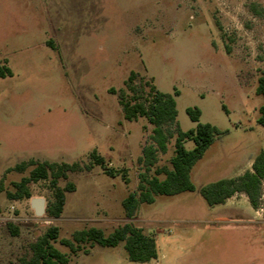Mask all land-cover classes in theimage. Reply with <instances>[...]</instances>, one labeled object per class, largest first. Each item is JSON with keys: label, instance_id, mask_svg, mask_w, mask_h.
Here are the masks:
<instances>
[{"label": "rangeland", "instance_id": "374dc122", "mask_svg": "<svg viewBox=\"0 0 264 264\" xmlns=\"http://www.w3.org/2000/svg\"><path fill=\"white\" fill-rule=\"evenodd\" d=\"M254 1L264 4L0 0V264L16 263L49 224L59 227V239L88 226L109 233L127 221L155 237L156 258L132 261L123 242L94 243L85 245L87 253L69 254L67 264H264V190L255 208L243 192L209 205L198 191L243 173L264 149V125L257 122L263 98L255 93L264 70V20L249 9ZM130 71L143 93L144 82L178 91L182 130L196 125L187 113L196 106L199 122L223 131L190 169L195 190L157 194L153 202L140 203L132 218L121 201L145 170L138 156L153 126L145 116L123 117L117 91ZM184 146L191 149L194 142ZM173 149L174 136L165 152L158 151L156 165L169 164ZM93 151L128 182L122 172L111 176L93 163ZM31 158L82 166L59 180L60 186L67 180L75 185L65 193L59 217L37 215L31 205L33 197H43L45 206L53 199L48 179L30 182L29 198L5 193L32 165L23 171L8 167ZM54 245L69 253L58 240Z\"/></svg>", "mask_w": 264, "mask_h": 264}, {"label": "trees", "instance_id": "16d2710c", "mask_svg": "<svg viewBox=\"0 0 264 264\" xmlns=\"http://www.w3.org/2000/svg\"><path fill=\"white\" fill-rule=\"evenodd\" d=\"M249 9L264 20V4L254 1L249 4ZM135 77L136 73L130 71L124 81L125 87L117 91L123 117L134 120L139 116H145L153 127L151 141L143 145L141 154L138 156V162L144 166L145 170L139 172L136 189L128 192L121 201L124 213L128 218L134 216L140 203L153 202L154 196L157 194L173 195L186 190H195L190 169L215 137L223 133L216 125L199 122L201 111L196 106L187 107V113L192 120L197 122L196 125L188 130H182L176 121L177 110L174 96L178 91L163 92L149 82H144L143 86H147L148 90L143 93V89L134 81ZM110 90L115 92L114 88H110ZM255 93L263 98V102L258 108L257 122L264 125V70L258 76ZM172 125H174V129L171 127ZM173 136L174 149L169 164L156 165L158 151L165 152L167 141ZM188 139L194 142L191 149L184 146V141ZM91 159L93 163L99 164L108 175L113 176L122 172L125 182H128V178L122 170L108 166L103 157L95 151L91 153ZM29 165L32 167L28 174L12 182L13 190H6L7 197L29 198L31 196L29 183L39 179H48L53 199L47 202L45 211L49 216L59 217L64 208L65 193L75 189L73 182L67 180L63 186H60L59 180L67 179L69 171L81 170L82 166L77 161L68 163L31 158L8 167V170L23 171ZM151 168L153 171L148 175ZM263 190L264 149L255 154L250 168L243 173L233 177L220 178L198 188L199 193L209 205L221 204L234 193L243 192L253 208L261 203ZM7 227L13 234H18V228L13 223L7 222ZM58 236L59 227L49 224L42 234L30 242L29 252L23 254L14 264H67L69 254H77L79 251L87 253L89 249L85 245L92 246L94 243L101 246H114L123 242L127 258L132 261H148L157 257L155 237L145 233L141 227L130 221L118 225L109 233H105L100 227L88 226L75 230L70 238L58 239ZM57 240L69 248V253L62 252L54 245Z\"/></svg>", "mask_w": 264, "mask_h": 264}, {"label": "water", "instance_id": "95a60500", "mask_svg": "<svg viewBox=\"0 0 264 264\" xmlns=\"http://www.w3.org/2000/svg\"><path fill=\"white\" fill-rule=\"evenodd\" d=\"M31 205L33 206L37 215H40L45 211V200L43 197L31 198Z\"/></svg>", "mask_w": 264, "mask_h": 264}]
</instances>
